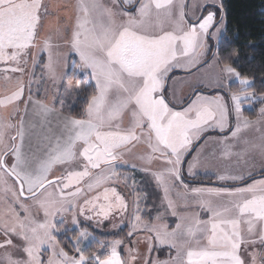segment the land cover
Wrapping results in <instances>:
<instances>
[{
    "label": "snow or ice",
    "instance_id": "snow-or-ice-1",
    "mask_svg": "<svg viewBox=\"0 0 264 264\" xmlns=\"http://www.w3.org/2000/svg\"><path fill=\"white\" fill-rule=\"evenodd\" d=\"M69 8L44 34L45 0H0V73L8 80L32 68L27 84L18 79L0 97V109L12 108L0 113V264H264V107L256 119L244 115L264 93L220 55L224 0H75ZM201 64L216 71L206 86L224 94L197 93L177 108L170 74ZM38 68L52 84L51 104L32 96ZM68 95L83 97L79 115L65 110ZM21 104L46 129L35 146L37 124L14 119ZM209 131L230 132L219 138L221 158L235 163L217 175L220 186L190 187L184 171L195 175L201 161L186 157ZM137 146L139 164L126 158ZM122 166L151 178L157 203L147 206ZM121 183L133 190L131 205ZM68 215L74 225L119 217L113 228L127 216V236L142 237L146 252L122 249V239L89 251L87 227L68 248L60 239ZM160 251L165 258L153 256Z\"/></svg>",
    "mask_w": 264,
    "mask_h": 264
},
{
    "label": "trees",
    "instance_id": "trees-1",
    "mask_svg": "<svg viewBox=\"0 0 264 264\" xmlns=\"http://www.w3.org/2000/svg\"><path fill=\"white\" fill-rule=\"evenodd\" d=\"M225 3V12L227 14L226 22V33L222 36L220 42V55L222 57H229V61L233 64L234 67L241 73L242 76H247L253 81L254 92L258 95L264 93V0H224ZM211 43V49L209 56L207 57V63L212 58V52L215 51L214 41L209 40ZM70 71V69H69ZM175 74V73H173ZM83 78V74H81ZM233 87H238L234 84ZM205 94H215V93H224L223 90L219 89H200L196 90L182 106L190 101L197 93ZM180 106V107H182ZM259 104H257L254 111L247 110L245 115L251 118L258 116ZM71 107L74 111L73 114L79 115L80 110L84 107L83 97L81 96H70V99L65 102V109ZM232 119V118H231ZM227 133L220 132H209L204 134V136L198 141L193 147L192 151L189 153V156L186 159H189L193 152L198 148L202 141L211 135H226ZM255 178H260V174L256 175ZM183 179L190 184L197 185H211V186H220V182L213 180L209 177H199V178H188L185 174ZM81 227H87L90 232H93L96 237L100 240L108 239L115 240L125 234L121 232L114 234L112 236H104L98 231L94 230L92 227H88L84 223ZM79 234L78 230H71L66 232L63 236L60 237L61 243L65 244L68 248H71V237H74ZM123 236V235H122ZM97 244H92L91 247L87 248L89 251L97 250Z\"/></svg>",
    "mask_w": 264,
    "mask_h": 264
},
{
    "label": "crops",
    "instance_id": "crops-1",
    "mask_svg": "<svg viewBox=\"0 0 264 264\" xmlns=\"http://www.w3.org/2000/svg\"><path fill=\"white\" fill-rule=\"evenodd\" d=\"M210 49H211V43H209V52H208L207 57L209 56ZM207 57H206V59H207ZM208 63H211V60ZM199 68H200V71H197L195 68H193L191 70V72H187V71H184L182 69H176L170 74L169 85H170L172 91L175 93V103H176L177 108L182 106L186 102V100L189 98V96L192 95L196 90H200V89L212 90V89H215V88L206 86L215 77V74H216L215 69L205 67L204 64H201L199 66ZM173 73H175V74H173ZM200 93H202V92H200ZM202 94L212 96V95H215L217 93L212 94V95L205 94V93H202ZM221 94H223V93H221ZM43 98L44 97L42 96L39 99L43 100ZM257 102H258V100L254 101L253 104L257 103ZM57 107H59L58 104H57ZM247 110L253 111V110L249 109V106H246L245 111H247ZM258 113H259V111H258ZM244 115H245V112H244ZM22 117H23V119H25L29 122H35L37 124V127L34 130L35 137L33 140V146H35L36 143H41L40 137H42V135L44 134V131L46 130V129H42L40 127L41 119H38L33 115L31 108L29 109L27 116L24 113ZM249 118L250 119H256L257 117H255V118L249 117ZM49 120L51 122L52 128L54 129L56 127L55 118L49 117ZM209 132H213V131H209ZM209 132H206V133H209ZM216 132H219V131H216ZM248 135L249 136H255L256 133L255 132H249ZM220 137H221L220 135H216V134L211 135V136L210 135L207 136L202 141V143L198 146V148L193 152L191 157L199 154L201 163L194 170L195 175H193V176H189L187 171L185 170V174L188 178H192V177H203L204 178L206 176V177H211L214 180H217V175L223 173V172L219 171L220 169L221 170L224 169V171H225L227 168L228 169L231 168L228 166L234 165L235 160L232 159L233 160L232 161L229 159L226 160V159L221 158L222 145L219 142ZM193 148L194 147L192 146V149ZM143 151H144L143 146H137L136 148L133 149L132 155H129L126 158L129 159L130 162L139 164L140 161L136 160L135 156L137 154L143 152ZM191 157L189 158V160L191 159ZM156 166H159V165L158 164L154 165V167H156ZM226 166H227V168H226ZM185 168H186V166H185ZM120 172H121V175H130L134 178V180L136 182V190L139 191L141 193V195H143L144 193L147 192L146 188H147V186H149V184H152V186H153V182L146 178L148 175L140 172L138 169L134 170V169H131L127 166H122V168L120 169ZM259 174H260V171L258 173H255L254 175L256 176ZM186 183L189 184L190 187H192V186L198 187V185H196V184H190L188 182H186ZM201 186H209V185H201ZM142 187L144 189H142ZM125 188L127 190V195L125 193H124V195L129 200V203L131 205V201L133 199V195H132L133 190L131 187L125 186ZM152 188L154 191L158 192V190L154 186ZM120 189H122V186H120ZM129 194H130V196H129Z\"/></svg>",
    "mask_w": 264,
    "mask_h": 264
},
{
    "label": "rangeland",
    "instance_id": "rangeland-1",
    "mask_svg": "<svg viewBox=\"0 0 264 264\" xmlns=\"http://www.w3.org/2000/svg\"><path fill=\"white\" fill-rule=\"evenodd\" d=\"M45 2L49 5V11H50V13H52V15L48 16L47 21H46V28H45L44 34H47L48 31H50L51 29L56 27L58 22L62 21L66 15L70 16L72 14L70 8H69L68 12H65L64 6H65V4H68L69 6H71L72 4L75 3V0H45ZM224 34L221 35L220 40ZM45 59H46V57H45ZM31 73H32L31 64H29V66L26 69V72H25V74H23V76H21L18 73L17 74H11L10 73L9 75H10L11 79L5 80L4 74L0 73V97H3L4 95H7L12 90H14L17 87V80L18 79H22L27 84V82L29 81V78L31 76ZM41 75H42L41 69H39V68L36 69L35 77L33 78V83L31 84L32 96H33V98H40L43 96L44 97L43 100H46L47 103L51 104L53 102V98H54L52 84H51V82H49L47 80H40L39 78L41 77ZM37 81H38V83H37ZM27 94L28 93L26 91L25 95L27 96ZM70 96H72V95H68V96L64 97L65 102H66V100L70 99ZM257 104H259V106H258L259 108L264 107V104H260V102L258 100V102L254 103L251 107H249V109L254 111L256 109ZM20 107H21V111L19 113V116L14 117V119H23V117H22L24 114L23 104H21ZM0 113H3V115L7 116V115L12 113V108L9 107L7 109H0ZM230 120H231V117H230ZM228 167H232V166H228ZM226 168H227V166H226ZM229 169L227 168L226 170H229ZM222 170L220 169L219 171L224 172V169H222ZM258 172H259V168L256 169L254 174L258 173ZM57 174H59V172H57ZM146 178L148 180H151V178L149 176H147ZM192 178H199V177H192ZM209 178H211V177H209ZM215 181H217V180H215ZM120 186H122L121 190L123 191V194L125 193L127 195V190L125 188V185L123 183H121ZM198 186H201V185H198ZM209 186H211V185H209ZM152 187H153L152 184H149V186H147V188H146L147 189L146 204L148 207H152L155 203L158 202L156 199L158 192L154 191ZM142 189H144V188L142 187ZM129 196H130V194H129ZM38 215H39V213H38ZM80 219H81V224L80 225H74L72 223L71 216L68 215L65 217L66 223L63 225V227L65 229H67V232L71 231V230H78L79 231V228L84 223L88 227H92L94 230L98 231L99 233H101L102 235L107 236V237L112 236L114 234L121 233L123 231L125 232V230H127L125 234H121V236L119 238H117V239L124 240V244L121 246V248L126 250L129 247H139L141 254H144L146 252V247L144 244H137L136 243V241L142 239V237L136 236V235H134L132 237L127 236V232L129 229L126 225V222H127L128 217H125V224L124 225H121V226L116 227V228H113L112 225L113 224L120 225V218L119 217H116L115 219H111V220H105L100 224H97L95 219L93 221H84L83 218H80ZM174 219L175 218L170 217L168 222L171 223L172 220H174ZM91 233L93 234V232H91ZM64 234L65 233H61L60 237L63 236ZM93 237H95V239L89 238V240L85 241L82 244V247L89 248L94 243L96 245L97 244L96 241H103L105 243L112 241V240H108V239L100 240L98 237L95 236V234H93ZM95 247H97V249H98V244ZM252 247L253 246H249V250H251ZM255 247L258 248L259 246L257 245ZM123 254H124V252L122 251V255ZM153 256L154 257L159 256V258L163 259L166 257V252L160 251L158 253H154ZM258 260H259V257H258ZM138 264H141V262H138Z\"/></svg>",
    "mask_w": 264,
    "mask_h": 264
}]
</instances>
